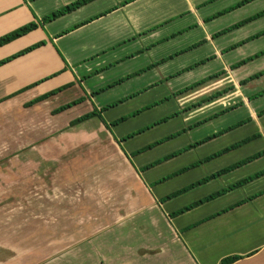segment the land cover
<instances>
[{"label":"rangeland","instance_id":"1","mask_svg":"<svg viewBox=\"0 0 264 264\" xmlns=\"http://www.w3.org/2000/svg\"><path fill=\"white\" fill-rule=\"evenodd\" d=\"M254 8L257 7L247 6L245 10L219 19L216 28H224L238 17L254 13ZM263 26L264 20L245 25L217 41L221 50L234 45L235 41H247L224 54L222 59L229 65L255 54H259L258 57L234 70L228 67L226 73L180 94L176 93L221 71L223 60L208 55L209 46L167 59L166 79L156 72H146L147 69L144 74L141 70L131 71L127 73L129 76L124 66H117L119 61L101 78L100 71L82 73L78 70L81 78L51 101L50 106H56L81 99L56 117L57 126H62L56 135H48L49 120L53 116L47 109L38 111L45 123H39L38 119L28 123L27 119L32 116L29 107L0 105V247L12 248L4 254L27 259L28 263L33 261V264L56 263L57 257L73 255L76 247L80 249L91 241L95 244L100 230L116 222V214L135 212L138 204L124 203L126 199L138 197L140 206L148 208L144 203L150 195L163 196L177 191L211 172L263 151L264 114L258 113L264 110V94L259 95L264 90V74L240 84L264 70V54H261L264 36L247 37L264 31ZM144 62L145 57L140 64ZM189 66L193 68L180 72ZM121 79L120 83L106 87ZM49 83L56 87L54 79L42 86L46 88ZM104 87L105 90L98 91ZM85 88L92 92L93 106L87 100ZM222 91L225 92L217 94ZM2 94L0 92V97ZM88 96L90 98V94ZM29 98L28 94L20 96L24 100ZM239 99L243 100L240 104ZM229 105L237 106L225 108ZM94 108L98 115L76 126L63 127L64 121L70 122ZM122 117L125 119L119 121ZM240 122L245 123L237 125ZM218 133L222 134L182 151ZM246 139L249 140L243 142ZM158 141L162 142L156 144ZM236 143L240 145L203 161ZM150 144L154 146L137 153ZM179 151L182 152L175 157L164 159ZM157 161L158 164L145 169ZM199 161L203 162L155 185L154 181ZM263 169L264 156H261L244 164L233 176L254 174ZM217 183L221 182L196 187L170 201L173 206L187 204V201L204 197L206 191H213ZM100 214L104 217L96 219ZM86 221L93 227V236L85 234L84 228L79 229ZM128 229L112 231L127 234ZM13 248L23 250L22 253L28 248V252L22 255Z\"/></svg>","mask_w":264,"mask_h":264},{"label":"crops","instance_id":"2","mask_svg":"<svg viewBox=\"0 0 264 264\" xmlns=\"http://www.w3.org/2000/svg\"><path fill=\"white\" fill-rule=\"evenodd\" d=\"M75 1L77 0H0V37L29 23L37 25L27 34L1 46L0 60L30 45L43 43L0 66V92H3L0 105L9 108L23 104L26 106L28 102L39 96L61 88L52 96L26 106L30 108L28 112L32 113L27 119L28 123L36 119L39 123H45V118L40 117L42 115L38 113V111L45 112V109L53 116L49 120L48 135H56L62 128L57 126L56 117H59L63 111L53 114V111L61 105L50 106L51 101L70 88L75 80L81 78L78 70L82 73L91 70L100 71L98 73H101V78L119 61L117 66H124L127 74L134 70L145 69L152 63L173 56L175 53L178 54L173 57H178L203 46H209L208 55L212 54L214 59L223 60L227 52L222 51L227 47L224 46L221 50L222 46L218 45L217 41L221 36L239 30L245 25L264 20L263 14L223 35L213 37L217 32L264 11V0H251L210 20L208 18L214 14L243 0H92L62 16L51 20L44 19ZM247 6L257 8L253 9L254 13L240 16L241 18L229 22L230 24L224 28H216L219 19L245 10ZM262 28L264 29V26ZM262 36L264 35L258 38ZM192 45L196 46L188 50L187 48ZM143 57L145 62L140 64ZM122 59L125 61L120 62ZM222 62L224 65L218 73H226L228 67L233 69L232 65L225 63L224 60ZM166 64L167 60L147 69L146 72H156L166 79L164 69ZM52 79L56 80V87H52L50 83L46 88L42 86ZM164 82L167 83L168 80ZM96 87L98 86H94ZM85 90L87 100L91 101L93 106L92 92L88 88ZM24 94L30 95V98L20 99ZM76 100L81 102V99ZM241 101L243 100L239 99L238 104ZM68 103L70 102L65 104ZM227 107L232 105L225 108ZM250 112L257 120L255 112L252 110ZM69 123L64 121L63 127L70 126ZM242 166L196 187L221 182L214 186L213 191H206L204 196L206 197L252 175L234 177L233 172L240 170ZM154 183L158 185L163 182L154 181ZM166 195L148 196L144 203L148 204V208L140 206L138 197L128 198L127 201L124 199V203L138 204L135 212L111 214L112 217L116 214L114 218L116 222L100 230L95 244L91 241V244L86 243L80 249L76 247L77 251L73 255L64 254L61 258L57 257L56 263L54 261L47 263L220 264L221 260L236 256L238 258L230 264H264V175L177 215L173 213L204 197L192 199V202L187 201V204L173 206L170 200L176 197L164 200ZM248 198L251 199L236 205ZM147 214L148 218L141 217ZM92 217L90 216L91 220ZM103 217V214H100L95 218ZM83 228L85 234L94 235L93 227L87 221L79 229L83 230ZM115 228L130 229L127 234H123L121 230L112 231ZM14 250L21 253L23 251ZM11 251L12 248L8 250V245L0 247V264H33V261L28 263L27 259L20 260L18 257L14 258L11 255L7 257L8 254H4ZM25 252H28V248Z\"/></svg>","mask_w":264,"mask_h":264},{"label":"trees","instance_id":"3","mask_svg":"<svg viewBox=\"0 0 264 264\" xmlns=\"http://www.w3.org/2000/svg\"><path fill=\"white\" fill-rule=\"evenodd\" d=\"M90 1H92V0H77V1H75V2H73V3H71V4H69V5H66L65 7H63V8H61V9L57 10L56 12H53L52 14L46 16L44 19H45V20H51V19H53V18H55V17L62 16V15L67 14V13H69V12L75 10L76 8L82 6V5H84V4H86V3L90 2ZM249 1H251V0H243V1H241V2H239V3H237V4H235V5H232V6L229 7L228 9H225L224 11H221V12H218V13L214 14L213 16H211L210 18H208V20H210V19H212V18H214V17L220 16V15H222V14L228 12V11H231V10H233V9H235V8H238V7H240V6L244 5V4H246V3L249 2ZM263 14H264V11L259 12V13L255 14V15H253V16H250V17H248V18H246V19H244V20H242V21H240V22H238V23H236V24H233V25H231V26H229V27H227V28H225V29H223V30L217 32L216 34L213 35V37H217V36L223 35V34L229 32V31H231V30H233V29H235V28H238V27L242 26L243 24H246V23L250 22L251 20H254L255 18H257V17H259V16H261V15H263ZM36 26H37V25H36L35 23H29V24L23 25V26H21V27L15 29V30H13L12 32H9V33H7V34L1 36V37H0V47H1V46H4V45H6V44H8V43H10V42H12V41H14V40H16L17 38H19V37H21V36H23V35H25V34H27L28 32H30V31H32L33 29H35ZM262 34H264V31H262V32H260V33H258V34H256V35H253L252 37H249L248 39H250V38H256V37H258V36H261ZM245 42H247V41H240V42H238V43H235L234 45H230V46H228L227 48H225L222 52H223V53H226L227 51H229V50H231V49H234V48L238 47L240 44H242V43L244 44ZM42 44H43L42 42H39V43H36V44L30 45V46H28V47H26V48H24V49H22V50H20V51H18V52H16V53H14V54H12V55H10V56L4 58V59H1V60H0V66L3 65V64H5V63H7V62H9V61H11V60H13V59H15L16 57H19V56H21V55H23V54H26V53L32 51L33 49L39 47V46L42 45ZM194 46H196V45H192V46L188 47L187 49L193 48ZM180 52H181V51H180ZM180 52H179V53H180ZM175 54H178V53H175ZM175 54H174L173 56H175ZM261 54H264V50L261 51ZM173 56H169V57H166V58H164V59H162V60H160V61H158V62H156V63H152L151 65L147 66L145 69H142L141 71H144V70L149 69V68H151V67H153V66H155V65H158V64H160V63L166 61L167 59H170V58L173 57ZM258 56H259V54H255L254 56H250V57H247L246 59L240 60V61H238L237 63L233 64V65L231 66V68H233V69H234V68H238V67L244 65L245 63L249 62L250 60H253V58H256V57H258ZM207 60H208V59H206L205 61H207ZM198 64H200V63H196L195 65H198ZM191 68H193V66H189V67H187L186 69H184V70H182V71H180V72H183V71L189 70V69H191ZM219 74H221V73L212 74V75H209V76H207L206 78H204V79H202V80H200V81H196L195 83H193V84L187 86L184 90H181L180 92H178V93H176V94H180V93L185 92V91H187V90L193 89V88H195V87H197V86L203 84L204 82H206V81H208V80H210V79H212V78H215V77L218 76ZM263 74H264V70H262V71H260V72H257V73H255V74H253V75H250L249 77H247V78H245L244 80H242L240 84L243 85V84H245L246 82H249V81H251V80H253V79H256V78H258L259 76H262ZM121 81H122V79L119 80V81H117V82H113L111 85L106 86V87H107V88H108V87H111V86H113V85H115V84L120 83ZM106 87L101 88V89H99L98 91H99V92H100V91H103V90H105ZM60 89H61V88H60ZM60 89L52 90V91H50V92H47V93H45V94L39 96L38 98H36V99H34V100L28 102V103L26 104V106H30V105H32V104H34V103H36V102L42 101V100L48 98L49 96H52L53 94H55L56 92H58ZM224 92H225V91H222V92L217 93V94L220 95V94H223ZM260 94H264V90H263L262 92H260L259 95H260ZM215 96H217V95H214L213 97H215ZM79 102H80L79 100H75V101H72V102H70V103H68V104L61 105L60 107L56 108V109L53 111V114H55V113L57 114V113H59V112H62V111H64V110H66L67 108H70L71 106L78 104ZM197 104H199V103H197ZM197 104H196V105H197ZM196 105H193V106H196ZM232 107H234V106H232ZM232 107H230V108H232ZM228 108H229V107H228ZM228 108H227V109H228ZM188 109H189V108H188ZM102 110H103V108H101L100 111H102ZM261 114H264V110H263V111H260V112L258 113V115H261ZM96 115H98L97 112H96V110H93V111H91V112H88V113H86V114H84V115H82V116H79V117L73 119L72 121H70L69 124H70V126H75V125H78V124H80V123H82V122H84V121H86V120H88V119H90V118H92V117H94V116H96ZM99 116H100V115H99ZM124 119H125V118L122 117V118L119 119V121H123ZM244 123H245V122H240V123L237 124V125H242V124H244ZM229 130H230V129H229ZM222 133H224V132H222ZM222 133L214 134V135L209 136V137H207V138H205V139H203V140H200V141H198V142H196V143H194V144H191V145H189L187 148L183 149L182 151H185V150L191 149V148H193V147H195V146H198V145H200V144H202V143H204V142H206V141H208V140H210V139H212V138H215V136L220 135V134H222ZM131 136H132V135H129L128 137H131ZM255 136H256V135H255ZM248 140H249V139H246V140H244L243 142H246V141H248ZM161 142H162V141H158V142H156V144H159V143H161ZM239 145H240L239 143H236V144L231 145V146H229V147H227V148H224L223 150L218 151V152H216V153H214V154H212V155L206 157V159H204L203 161H205V160H211V159H213V158H215V157H217V156H219V155H221V154H223V153H225V152H227V151H229V150H231V149H233V148L238 147ZM153 146H154V144H150V145H148V146H146V147H144V148H142V149H139V150L137 151V153H140L142 150L150 149V148L153 147ZM182 151L171 153V154L167 155L164 159H170V158H173V157H175L177 154L181 153ZM263 155H264V150L261 151V152H258V153H256V154H254V155H252V156H250V157H247V158H245L244 160H241V161H238V162H236V163H233V164H231V165H229V166H226V167L220 169L219 171H217V172H215V173H212V174H209V175H207V176H205V177H203V178H201V179H199V180H197V181L191 183L190 185H188V186H186V187H184V188H181V189H179V190H177V191H174V192H172V193L166 195V196L164 197V200H167V199H171V198H173V197H176V196H178L179 194H181V193H183V192H185V191H187V190H189V189H192V188H194V187H196V186H198V185H201V184H203V183H206V182H208V181H210V180H212V179H214V178H216V177H218V176H221V175H223V174H225V173H227V172H230V171H232V170H234V169H236V168H238V167H240V166H242V165H244V164H246V163H248V162H251L252 160H255V159H257V158L263 156ZM203 161L196 162V163H194V164H192V165H190V166L184 167V168H182V169H180V170H178V171H176V172H174V173H171L170 175H168V176L162 178L161 180H159L158 182L160 183V182H162V180H166V179H168V178H170V177L176 176V175L180 174L181 172H184L185 170L189 169L190 167L195 166V165H198L197 163H200V162H203ZM158 163H159V161H157V162H155V163H151V164L147 165V166L145 167V169L148 168V167H150V166H152L153 164H158ZM262 175H264V169L261 170V171H258V172H256V173H254V174H252V175H250V176H247V177H245V178H243V179H241V180H239V181H236V182H234V183H232V184H230V185H228V186H226V187H224V188H222V189H220V190H218V191H216V192H213V193L209 194L208 196L204 197L203 199H200V200H198V201H195V202H193V203H191V204H189V205H187V206H185V207H183V208L177 210L175 213H173V215H177V214L183 213V212H185V211H188V210H190V209H192V208L198 206L199 204H202V203H204V202H206V201H209V200L215 199V198H217V197H219V196H221V195H223V194H225V193H227V192H229V191H231V190H233V189H235V188H238V187H240V186H242V185L248 183L249 181H251V180H253V179H255V178H258V177H260V176H262ZM250 199H251V198L245 199V200H243V201L237 203L236 205H239V204H241V203H243V202H245V201H247V200H250ZM237 258H238V257H236V256H232V257L225 258V259L221 260L220 264H230L231 262H233V261L236 260Z\"/></svg>","mask_w":264,"mask_h":264}]
</instances>
